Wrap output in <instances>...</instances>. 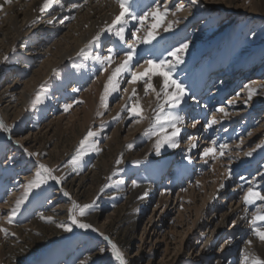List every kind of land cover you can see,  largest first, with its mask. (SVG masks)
Here are the masks:
<instances>
[{"label":"rangeland","instance_id":"374dc122","mask_svg":"<svg viewBox=\"0 0 264 264\" xmlns=\"http://www.w3.org/2000/svg\"><path fill=\"white\" fill-rule=\"evenodd\" d=\"M157 1L160 7H168L169 15L160 20L154 17L146 19L148 16L143 10L136 15L145 16L143 23L132 19L135 27H140L136 37L143 38L149 32L153 33L154 39L150 43L130 40V36L123 42L113 41V44L116 42L113 50H119L117 58L124 56L128 46L134 42L137 54L127 70L129 75L127 71L119 75L123 77V82L118 90L110 92L103 104L101 97L108 77L123 61H115L111 67L95 59L99 53L105 56L103 51L110 43L108 38L99 35L97 40L95 36L80 53L56 67L47 78L43 77L41 70L35 72L38 66H34L21 78V83H31L33 75L36 76L34 91L25 110L7 111L4 107L5 86L10 84L11 79H18L14 76V60L25 53V48L22 50L14 46L7 54L3 51L4 55L0 57V108L7 116L9 131L0 129V228L6 229V234L0 232V264H120L113 255L111 244L118 247L127 264H214L222 240L217 238L209 243L207 249L200 250L209 238L200 233L195 244L198 232L193 228L194 224L205 219L207 215L201 212L208 204L217 201L214 195L203 204L202 185L211 189L203 179L208 175L207 180L210 181V178H223L229 173H233L235 179L242 178L245 175L241 174L242 171H248L251 165V156L246 153L257 146L260 149L256 159L264 156V96L258 92L246 104L243 100L232 98L230 109L224 104L221 106L227 116L207 111L206 123H209L208 120L212 122L213 118L217 121L211 123V128L210 123L207 125L212 151L204 160H195L200 165L191 182L183 184L187 194L183 196L185 200H180L189 205L191 213L184 206V211L180 209L182 220L176 213L169 216L160 229L163 238L154 242L146 227L147 219L156 217L161 211L158 206L153 212L158 196L155 197L152 188H148L140 199L135 198V192L150 178L168 182L175 166L171 162L173 159L168 157L165 143L159 152L156 151L157 141L163 140L159 125L154 121L159 112L156 92L163 87V77L153 75L161 69L152 68L145 61L164 59L174 63L176 58L169 53L186 43L188 48L182 54L183 63L178 64L171 74L185 90L188 84L197 83L210 72L213 74L216 68H221L220 71L226 75L237 73L240 78L249 77V81L264 83V0ZM180 4L184 6L183 10L173 15L172 12ZM151 9L148 7L146 12ZM129 29L131 33L132 27L129 26ZM66 32L60 30L57 38L62 36V39ZM47 36L45 34L43 38ZM97 42L101 45L99 53L95 51ZM132 72L144 75L136 83H129ZM119 76L117 80L120 81ZM146 82L156 91L149 89L145 94ZM225 85L227 83L222 84ZM211 92L212 89H207L202 98L205 99ZM225 94L228 100L229 90ZM231 94L232 97L234 93ZM227 100L225 103L231 104ZM137 102L142 109L141 117H133L127 110ZM163 102L161 92L159 103ZM65 104L72 107L65 111ZM137 119L139 122H136ZM0 121H3L1 117ZM88 131L96 135L89 139L80 163L73 166L70 161ZM221 145L228 147L222 150ZM254 153L251 155L254 156ZM117 160L121 162L117 164ZM185 163L189 165V160ZM40 164L51 168L53 175L62 178L61 182L48 180L41 187L32 189L12 216L16 200L23 195L26 185L35 178L37 171H42ZM259 165L256 164L257 172L264 175V167L259 170ZM257 185L264 194V184L259 182ZM242 188L245 196L249 186ZM216 189L220 190V185ZM64 192L69 195L65 196ZM175 192L171 193V197ZM208 194L209 191L206 197ZM238 195L236 199L242 197L240 202L245 203L242 192ZM73 201L80 205H93L87 215L77 218L83 223H90L96 231L81 229L71 223L69 209ZM247 206L246 217L251 232L242 237L241 243L233 246V261L230 264H246V255L248 264H251L253 256L264 260V242L253 234L251 225L254 216L264 214V201L256 200ZM220 207L224 211L227 205L220 204ZM9 217H12L11 222ZM48 217L52 218L51 222ZM219 220L217 216L210 230L217 226ZM59 224H66L71 231H64L57 226ZM258 225L264 226V221H258ZM105 236L109 239L105 240ZM101 248L105 249L103 253ZM225 263L220 261V264Z\"/></svg>","mask_w":264,"mask_h":264},{"label":"bare ground","instance_id":"6f19581e","mask_svg":"<svg viewBox=\"0 0 264 264\" xmlns=\"http://www.w3.org/2000/svg\"><path fill=\"white\" fill-rule=\"evenodd\" d=\"M129 2L131 4L130 12L137 15L143 10L146 13L148 7H152L150 11H154L158 1L129 0ZM43 5L44 0H11V3H7L6 0H0V57L4 55V52L6 54L9 53V51H11L12 47L14 46L19 47L20 49L25 48V53L20 57H16L13 63L16 65V67L14 66V76L18 77V79H11V81H9L10 84H6L5 86L7 92L5 97L6 103L4 107L7 109V111H13L16 109L25 110L27 107L28 101L30 100V95L34 91V77L36 76L33 75V78H31V83L28 81L26 83H24V81L21 83V78L26 73H29V71H31L34 66H38L37 71L35 72L38 73L41 70L43 77L47 78L53 73V70H55L56 67L66 62L78 52L80 53L81 49L84 46H87L89 41L97 35L103 36L110 40L108 48L104 49L103 51V53H105L104 55H114V57H116V52L119 50L117 49L116 52L113 50V47H115L116 44V42L113 44V41L115 39L116 41L120 40L119 37L115 35L116 31L122 27L125 30V38L130 36V40L135 41L134 39H136V34H138L137 29L140 28L135 27L136 25L132 20L133 18L131 15L123 18L119 24L112 25V21L114 20L115 16L120 12V8L116 0H54V3L51 5V7H48L45 11H40V8L43 7ZM227 7L228 6H226V8ZM165 8L168 7H160V11L163 12ZM229 8H231V6H229ZM149 17L153 16L149 15L146 17V19H151ZM49 21L52 22L49 23ZM148 25L150 27V24ZM110 26L112 27V31H107L106 29H108ZM129 26L130 28L132 27L131 33ZM63 29L67 30V36L65 35V38L63 37L62 39H60L62 36L57 38L59 36L60 30ZM34 32L37 33L31 38L30 36H32ZM133 33H135V36L132 35ZM45 34H48V36L43 38ZM39 35L42 36L41 39L38 38ZM97 43H95V46H97L95 51L97 50L99 53L101 51V45ZM109 49L112 51L109 52ZM99 56H102V54L99 53ZM123 58L124 56L114 58L113 62L110 64L111 67L114 65L115 61L120 63ZM220 70L221 68H216L213 74L210 72L209 76H202V78L197 81V83L188 84L186 88L188 95L185 96L184 100L178 106L180 107V111H177L178 107L173 108L168 105L165 106L164 111L160 113L162 117L178 115L182 117V123L177 124L180 132L179 135L175 137L176 146L170 147L167 143H165L168 157L169 159H173L171 162L175 166L172 174H170L169 181L167 182L165 179L162 181L161 179L158 180L155 178H150L146 180L144 184L135 192V198L140 199L144 196V193L148 188H152V192H155V197L158 196L156 201L157 203H155L154 206L152 205L153 212H156L158 206L161 207V211L156 217H149L147 219L146 227V232L149 234L150 239H154V242H156L159 238H163V233L160 231V229L162 227L163 221L167 220L169 216L176 213L178 218L182 220L180 209H183L184 211L186 206L188 208L187 212L191 213L189 210V205H185V203H182L180 200H185L183 196L187 194L185 187L183 188V184H185V182H191L195 172H197V167L200 165L199 163H195V160H204L207 158V156L204 155L205 150L212 149L213 147L208 136L209 134L207 135V131L209 129H207V125L209 123L211 125L209 120V123H206L207 121L205 120L207 111L208 113L214 112L216 114H220L221 112L217 111V109L221 108L223 104L226 107H231L233 102L231 104L225 103L227 100V94H225L226 90H229L227 100L228 102L234 98L235 100H243V103L245 104L248 103L249 87L255 90L252 98L255 97V94L258 92L264 96V83H259L258 81H249V77L246 79L240 78L237 73L234 75L231 73L226 75V73L224 74ZM127 73L129 75L128 71ZM119 77L120 81H118L120 86L123 82V77ZM172 78L176 79L174 76H172ZM226 83L227 86H222V84ZM234 87H237L236 90L230 91V89ZM207 89L208 91L212 89V92L211 94L208 93L210 96L206 95V98L203 99L204 97L202 98V95L204 96L203 93L207 91ZM168 91H173V89L170 88ZM236 91L238 92L237 94H235ZM231 92L234 93L232 97ZM190 97H194V99H191ZM186 99H188V101H186ZM221 115H223V113H221ZM0 117L7 126V116L4 114L2 108H0ZM154 121L156 122V119ZM197 121L198 123H196ZM194 123L195 127H193ZM170 124L171 121L168 120H162V122L158 124L161 134L163 135V139L165 136H171L172 128ZM262 126H264V124ZM218 130L216 132H218ZM255 133L257 134L259 131L254 132L253 135ZM192 145H195V147ZM259 149L256 146V148L254 147L253 150L249 152L255 153L253 154L254 156L248 155L251 156V165L248 166V171H242L243 173L241 174H245L244 176L242 175V178L235 179L233 173H229L225 176L221 175L223 178H217V176L210 178L211 182L207 180L208 175L207 177L205 175V178L203 179L206 182V185L208 184L211 188L209 190L205 184L202 185L201 188L204 192V194L201 195L204 200L203 204H206L205 202L207 199L214 195L216 198L215 200L217 201H215L216 204H214L215 202L208 204L204 208V211L201 212L202 214L205 213L204 216L207 215L206 218L199 220L198 223L194 224L193 228L196 230V232H198V237L195 239L197 242L195 244L198 243V240L201 236L200 233L204 234L205 236L208 235L209 237L207 238L208 241L205 240V242L202 244L203 248H200V250L207 249L210 246L209 243H212L217 238L222 240V243H220L218 249V253H216L217 257L214 261V264H220V261L222 260L226 261L227 264H230V262L233 261V246L241 243L240 241L242 240V237L248 235L251 232V229L248 225L249 221L247 222L246 217L248 206L244 202H240L242 197H240V199L236 198L241 192L242 196H244V188H242L244 185L253 188L254 191H258L261 194L263 193L261 188H257V184L259 182H261L262 185L264 184V175L261 172L258 173V168L256 167V164H260L259 170L263 169L264 167V156L256 159L257 151ZM188 160L189 165H186L185 162ZM251 177L253 178L252 181H250ZM204 181L202 182L204 183ZM217 185H220V187L223 185V187L217 191ZM174 191H176L175 195L174 197H171V193ZM207 191H209L208 197H206ZM218 203L227 205V209L222 207L225 209L224 211H221L220 204L219 206L217 205ZM217 216H219L220 220L217 222V226H214V228L210 230L212 222ZM223 236L224 238H221Z\"/></svg>","mask_w":264,"mask_h":264},{"label":"snow or ice","instance_id":"6c2138e0","mask_svg":"<svg viewBox=\"0 0 264 264\" xmlns=\"http://www.w3.org/2000/svg\"><path fill=\"white\" fill-rule=\"evenodd\" d=\"M7 3H11V0H6ZM120 12L118 15L115 16L114 20L112 21V25H117L119 24L123 18L126 16L131 15L133 19H139L141 23H143V20L145 16H153L157 20L163 19L164 16H166L169 13V9L165 8L163 12H161L160 5H156V9L154 11L146 12L145 16H140L137 17L134 13L130 12L131 4L129 0H116ZM54 3V0H44V5L43 7L40 8V11H45L48 7H51V5ZM183 5L180 4L176 6L175 11L172 12L174 15L175 12H179L183 10ZM52 21H49L51 23ZM155 27V25H153ZM107 31H112V27L110 26ZM139 31V29H137ZM116 36L119 37L121 41L125 40V30L121 27L118 31L115 33ZM135 36V33L132 34ZM96 39H99V35H97ZM154 39L153 33L149 32L147 36L141 38V37H136V40L139 43L147 44L150 43L151 40ZM188 48V44H182L179 48L171 51L169 53L170 56L175 57V62L167 61L164 59H160L158 62H154L152 59H148L145 61V63L152 68L156 69H161L159 72H153V75H159L163 77V87L160 89V91L156 92L157 95V101H158V109L159 112L156 115V123H161L162 120H168L171 121V128H172V133L171 136H165L163 140H158L156 144V151L159 152V149L162 147L164 143H167L170 147H175L176 146V140L175 137L179 135L180 129L177 127L178 123H182V117L178 115L174 116H161L159 113H162L164 111L165 105H170L171 107L175 108L178 107L181 102L184 100L185 96L188 95L185 87L181 82H178L176 79H173L171 74L175 71L176 67L178 64L183 63L182 60V54L185 52V50ZM109 52L112 50L109 49ZM136 43L134 42L133 44L128 46V50L125 51L124 53V58L123 61L119 64L118 67L115 68L114 71H112L111 75L108 77L107 83L104 86V95L101 97V102L102 104L106 102L108 95L110 92H114L118 90L119 87V81L117 80V77L127 71L130 66L131 62L133 60V57L136 55ZM114 55H108V56H96L95 59L99 61L101 64H111L114 60ZM166 69V71L164 70ZM107 70V67L105 68ZM55 71V70H53ZM144 74H138L136 72L131 73V80H129V83H136L138 79L142 78ZM149 80H151V77H149ZM173 89V91H168V89ZM149 89L156 91L155 88L150 83L145 84V94L149 91ZM75 90V89H74ZM161 92L163 93V103H159V100L161 98ZM255 90L249 87L248 89V99L251 100L252 96L254 95ZM136 95L135 89H133V96ZM191 99H194V97H190ZM39 98H37L38 100ZM231 103V102H230ZM72 107L71 104H65L64 105V110L68 111ZM128 112L133 116V117H141V106L139 102L132 104L128 109ZM217 111L221 112L224 114V116H227L228 113L223 109L219 108ZM136 122H139V119H137ZM217 121L215 118H213L211 123H216ZM198 123V121L196 122ZM211 125H209L210 127ZM193 127H195V123L193 124ZM0 129L4 131H9L8 127L4 124L3 121H0ZM163 130V129H162ZM96 133L93 131H88L87 134L83 137V139L80 141L79 147L77 149L76 155L72 157L71 159V164L73 166H76L80 163L81 157L86 151V145H88L89 139L94 137ZM195 147V145H192ZM221 149L223 150L224 148L227 147V145H221ZM212 149H206L204 155H208ZM223 154V153H221ZM34 155V154H30ZM246 155H251V153H246ZM121 161L117 160V164H119ZM39 168L42 169V171H37L35 173V178L30 180L28 184L25 187V191L23 195H21L15 203V208L12 209V216H15L16 212L19 210L20 206L24 203V201L28 198L30 192L34 188H39L41 185L46 184L48 180L55 181L56 183H60L62 178H58L57 176L53 175V170L51 168L46 167L43 164L39 165ZM135 184V182H133ZM223 187V185H221ZM65 196H68L69 193L64 192L63 193ZM256 200H262L264 201V194H261L258 191H254L253 188L249 187L247 193L244 196V201L246 204H253ZM93 205L90 204H83L80 205L77 202L73 201L71 204V208L69 209V219L71 220V223L73 225L78 226L81 229H92L93 231H96V229L93 228V226L90 223H83L81 222L77 216L83 217L88 214V212L92 209ZM11 218L9 217V222H11ZM44 219V217H42ZM47 220L49 222L52 221L51 217H48ZM258 221H264V214L254 216L251 220V225H252V232L253 234L259 238L260 241L264 242V226L258 225ZM58 227H62L64 231H71V228L67 226L66 224H59L57 225ZM0 232H5L6 234V229L0 228ZM103 235V233H101ZM105 240H108V237H104ZM109 243L111 244V241L109 240ZM249 244H251V240L248 241ZM112 252L113 255L117 260L120 261V264H127L123 254L121 251L118 249V247L115 244H111ZM105 251L104 248L100 249V252L103 253ZM245 262L248 264V256L246 255L245 257ZM251 264H264V260L260 259L259 257L253 256L251 259Z\"/></svg>","mask_w":264,"mask_h":264}]
</instances>
